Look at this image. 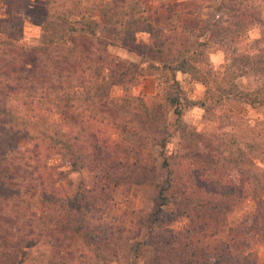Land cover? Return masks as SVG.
<instances>
[{"label":"trees","instance_id":"1","mask_svg":"<svg viewBox=\"0 0 264 264\" xmlns=\"http://www.w3.org/2000/svg\"><path fill=\"white\" fill-rule=\"evenodd\" d=\"M27 1L9 0V5L18 9ZM191 1L193 9L214 3L225 23H215L211 34L194 33L173 11L162 33L142 0H44L38 40L26 48L20 25L0 19V264H66L56 250L59 243L82 235L88 244L99 241L94 228L100 221L92 212L100 202L97 188L64 192L48 165L56 154L68 157L72 171L83 166L93 171L94 186L101 190L126 182L153 185L152 234L170 194L177 196L172 201L177 199L190 221L185 242L169 248L179 262L239 264L242 241L255 234L264 244V214L251 233L226 224L237 191L247 198L264 190V138L242 143L237 135L247 107L264 106V22H259L264 0ZM258 25L260 36L249 39L248 31ZM138 34L148 40L139 41ZM218 38L223 64L216 70L208 54ZM113 47L146 57L145 64L121 68L118 55L109 51ZM29 54L36 58L31 70ZM105 71L121 87L119 95L95 92ZM163 71L170 74L166 85L157 83L153 94L133 92L147 76ZM248 72L260 80L258 88L238 85L237 78ZM178 73L200 83L202 95L189 97ZM190 107L203 109L216 125L207 160L201 156L205 140L183 120ZM175 135L184 155L204 158L201 166L193 164L192 181L182 180L179 187L166 152ZM229 169L238 172L237 181L225 174ZM24 188L37 193L38 214L31 212ZM210 226L217 233H209ZM225 229L221 244L213 240ZM193 235L196 239L189 240ZM180 239L175 234L172 241ZM24 248L35 253L25 255ZM111 254L116 258L117 251Z\"/></svg>","mask_w":264,"mask_h":264},{"label":"rangeland","instance_id":"2","mask_svg":"<svg viewBox=\"0 0 264 264\" xmlns=\"http://www.w3.org/2000/svg\"><path fill=\"white\" fill-rule=\"evenodd\" d=\"M112 1L118 4L124 2V0ZM142 3L145 5L149 17L162 33L167 31L173 11L180 12L179 24L187 26L194 33L211 34L215 23L222 24L226 21V17L214 3L197 9L192 8L191 0H170L164 4L156 0H142ZM44 16V0H28L25 6L18 9H12L9 0H0V19H11L20 25V37L26 48L37 42ZM177 20L173 22L177 23ZM259 22H264V13L260 16ZM260 33L261 27L258 25L248 31L247 35L249 39H255L260 36ZM137 37L142 42L148 40L147 34H138ZM219 38L212 40L215 45L209 49L208 54L210 63L216 70H219L223 64V54L217 45ZM109 51L118 55L121 68L130 63L145 64L146 61V57L121 47L109 48ZM35 65L36 58L29 54L27 68L31 70ZM169 77L170 74L167 71H163L159 76L149 75L140 85L133 87V92L153 94L156 91L157 83L164 86ZM177 77L189 97L198 98L202 95L203 86L191 80L188 74L179 73ZM237 83L242 89L253 90L259 87L260 80L256 75L248 72L239 76ZM95 92L100 96H116L121 93V87L113 84L109 73L105 71L99 77ZM183 120L205 140L207 148L204 149L201 156H205V160H207V154L213 151V134L216 131L214 119L204 114L203 109L190 107L184 111ZM241 124L237 130L239 142L262 140L264 138V106L247 107ZM166 152L169 156L170 175L174 184L179 187L182 180L192 181L193 164L201 166L204 158L198 161L196 158H189L188 156H192L190 154L184 155V148L178 144L176 135L167 143ZM48 165L54 171L58 180L57 184L64 192L70 195L84 186H93L92 188H97L96 191L100 198V202L95 203L92 208L93 218L96 217L100 221L96 223L99 225L94 228L97 237L100 238L99 241L88 244L84 240L85 235H82L77 237L74 242L59 243L56 250L66 260V264H184L178 261V253H171L169 250L172 245L179 248L182 242H185L184 238L189 231L188 222L190 221L182 214L183 207L177 206V199H175V203L172 201L177 196L170 194L169 204L161 208L154 222L158 226V232L152 234L149 225L156 207V188L153 185L137 186L126 182L101 190L94 186L97 183L94 172L84 166L78 171H72L66 155H54L48 160ZM237 173L235 169L225 172L235 181L238 178ZM23 192L28 196L31 212L38 214L40 205L37 193L33 189L27 188H24ZM237 195L238 199L230 205L226 224L231 227L238 226L239 230L251 233L264 214V190L258 191L254 197H243L240 191H237ZM94 225L95 223L92 226ZM239 230L238 235H240ZM208 232L217 233L216 228L212 226L209 227ZM175 234L181 235L178 242L172 241ZM226 234L227 229L220 231L213 240L221 244V240L225 238ZM256 238L257 235L251 234L247 240L240 243L239 264H264V244ZM188 239L195 240L196 236L193 235ZM213 244L216 243L211 242L210 245ZM159 246L163 250L160 251L161 253H157L155 250ZM34 249L24 248L22 251L25 255L33 256ZM96 250H98L97 256H95ZM113 250L117 251L116 258L111 256Z\"/></svg>","mask_w":264,"mask_h":264},{"label":"crops","instance_id":"3","mask_svg":"<svg viewBox=\"0 0 264 264\" xmlns=\"http://www.w3.org/2000/svg\"><path fill=\"white\" fill-rule=\"evenodd\" d=\"M179 74V73H178ZM180 74H182V73H180Z\"/></svg>","mask_w":264,"mask_h":264}]
</instances>
